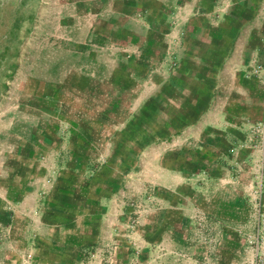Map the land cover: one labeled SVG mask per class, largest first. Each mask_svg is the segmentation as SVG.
<instances>
[{
    "label": "rangeland",
    "instance_id": "obj_1",
    "mask_svg": "<svg viewBox=\"0 0 264 264\" xmlns=\"http://www.w3.org/2000/svg\"><path fill=\"white\" fill-rule=\"evenodd\" d=\"M111 2L0 0V264H264V111L247 126L249 151L227 155L247 164L215 161L207 174L193 165L197 189L189 199L171 195L174 183L149 150L124 160L125 149L111 148L117 131L139 125L136 111L151 115L179 55L157 24ZM253 64L264 83V59ZM38 142L49 149L42 157ZM68 143L85 180H54L51 163L64 152L53 148ZM24 159L37 160L30 176L20 172ZM231 186L239 220L222 231L195 202L214 207ZM175 206L193 208L189 231H175L190 240L185 247L170 228Z\"/></svg>",
    "mask_w": 264,
    "mask_h": 264
},
{
    "label": "crops",
    "instance_id": "obj_2",
    "mask_svg": "<svg viewBox=\"0 0 264 264\" xmlns=\"http://www.w3.org/2000/svg\"><path fill=\"white\" fill-rule=\"evenodd\" d=\"M111 3L121 14L137 9L139 16L155 26L157 24L159 27L154 32L158 34L161 31L159 37L166 36L169 46V41L172 43L173 39L172 44L179 57L175 69L167 72L166 81L160 83L162 93L158 89L153 95L151 115H143L140 111H136L132 117L129 115L131 120H139V125L136 124L134 130L127 127L122 132L117 131L110 148L125 149L124 153L121 152L124 160L133 151L149 150L151 153L146 152V156L150 154L152 159L166 167L169 183H174L170 187L171 195L178 199L181 196L189 199L187 196L191 190L197 189L192 184L193 165L204 166L207 174V166H214L215 161L218 164L239 160L245 164L248 162L244 156H229L228 160L227 155L249 151L247 126L263 116L264 83L253 61L261 62L264 59V0L261 3L260 0H114ZM127 6L129 10L126 11ZM137 68L139 73L135 71L134 75L141 74L142 68ZM142 116L146 118L142 120ZM157 125L162 128L159 129ZM138 135L145 139L152 138V141L137 142L134 137ZM117 136H124V141ZM61 145L53 148L64 152V158L56 157L51 163V168L56 172L54 180H85L83 170L75 169L84 163H75V150H71L69 143L62 149ZM164 147L166 150L160 155L155 153ZM47 148L43 142L33 147L34 151L42 153L39 154L41 157L47 153ZM221 150L226 151L224 157L219 154ZM20 162H23L20 172L30 176L37 160L24 159ZM37 173L41 175L44 172L40 169ZM111 173L115 176L116 171ZM210 174L214 173L211 171ZM217 175L223 181L232 183L237 180L236 176L229 177L223 172ZM237 195V189L231 186L218 195L214 207L198 201L195 202L196 208L219 218L222 231H226L239 220ZM186 202L185 206H188ZM192 207L185 208L187 212L184 213L180 211L181 206H175L169 220L174 232L189 231ZM173 234L180 245L185 247L191 244L185 235L176 237L178 233ZM227 261V257H220L219 264H227Z\"/></svg>",
    "mask_w": 264,
    "mask_h": 264
},
{
    "label": "built area",
    "instance_id": "obj_3",
    "mask_svg": "<svg viewBox=\"0 0 264 264\" xmlns=\"http://www.w3.org/2000/svg\"><path fill=\"white\" fill-rule=\"evenodd\" d=\"M258 67H259V65H258ZM263 69H264V67H263Z\"/></svg>",
    "mask_w": 264,
    "mask_h": 264
}]
</instances>
